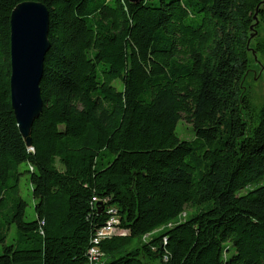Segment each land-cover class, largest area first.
Wrapping results in <instances>:
<instances>
[{
    "label": "trees",
    "instance_id": "trees-1",
    "mask_svg": "<svg viewBox=\"0 0 264 264\" xmlns=\"http://www.w3.org/2000/svg\"><path fill=\"white\" fill-rule=\"evenodd\" d=\"M26 1L47 8L50 44L30 144L9 93L10 15ZM251 55L264 62L263 0H0V264H87L112 217L100 264H264Z\"/></svg>",
    "mask_w": 264,
    "mask_h": 264
},
{
    "label": "water",
    "instance_id": "water-1",
    "mask_svg": "<svg viewBox=\"0 0 264 264\" xmlns=\"http://www.w3.org/2000/svg\"><path fill=\"white\" fill-rule=\"evenodd\" d=\"M9 24L10 101L18 130L30 144L31 128L42 112L39 85L44 58L50 47L49 12L42 3L22 2L12 10Z\"/></svg>",
    "mask_w": 264,
    "mask_h": 264
},
{
    "label": "rangeland",
    "instance_id": "rangeland-1",
    "mask_svg": "<svg viewBox=\"0 0 264 264\" xmlns=\"http://www.w3.org/2000/svg\"><path fill=\"white\" fill-rule=\"evenodd\" d=\"M264 6V2H263ZM254 35H252L253 37ZM253 53V52H252ZM254 54V53H253ZM252 60L250 63V70L249 73L245 79V87L250 92L251 96V103L254 107L258 108L264 101V62L260 61V59L255 56H252ZM175 131L179 138L181 139H192L193 137V131L191 124L187 123L186 121L180 119L177 124ZM20 170L23 171L27 168L26 163L20 164ZM27 175H22L20 177V183H19V192L22 198H24L28 205L26 207V215L27 219H32L34 217V199L32 196L30 184ZM255 184H252L251 186H248L247 189H252L255 187ZM245 189L242 191L244 193L247 191ZM206 208V205H201L199 207L194 208H186L185 209V218L190 217L191 215L203 210ZM183 215V216H184ZM158 233V232H157ZM10 238L7 239L9 241ZM0 251H1V245H0Z\"/></svg>",
    "mask_w": 264,
    "mask_h": 264
},
{
    "label": "built area",
    "instance_id": "built-area-1",
    "mask_svg": "<svg viewBox=\"0 0 264 264\" xmlns=\"http://www.w3.org/2000/svg\"><path fill=\"white\" fill-rule=\"evenodd\" d=\"M118 224L116 218L112 217L106 225L96 231V234L92 238L91 247L88 250L87 264H100V251L98 244L106 237L113 235L116 232V225ZM122 233V232H121Z\"/></svg>",
    "mask_w": 264,
    "mask_h": 264
}]
</instances>
